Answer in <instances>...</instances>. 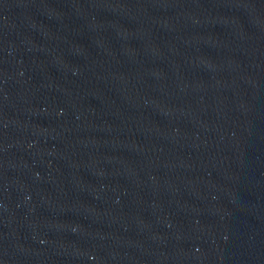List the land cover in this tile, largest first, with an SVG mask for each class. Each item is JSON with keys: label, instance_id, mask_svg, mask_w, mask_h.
Instances as JSON below:
<instances>
[{"label": "water", "instance_id": "obj_1", "mask_svg": "<svg viewBox=\"0 0 264 264\" xmlns=\"http://www.w3.org/2000/svg\"><path fill=\"white\" fill-rule=\"evenodd\" d=\"M0 264H264V0H0Z\"/></svg>", "mask_w": 264, "mask_h": 264}]
</instances>
